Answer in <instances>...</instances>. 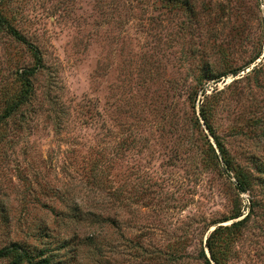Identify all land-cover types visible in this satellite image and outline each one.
I'll return each instance as SVG.
<instances>
[{
	"label": "rangeland",
	"instance_id": "374dc122",
	"mask_svg": "<svg viewBox=\"0 0 264 264\" xmlns=\"http://www.w3.org/2000/svg\"><path fill=\"white\" fill-rule=\"evenodd\" d=\"M0 11L25 38L0 28V115L36 63L30 45L43 59L29 101L0 125V250L206 264L209 233L251 209L219 250L226 264H264V0H0ZM202 107L248 190L209 149Z\"/></svg>",
	"mask_w": 264,
	"mask_h": 264
},
{
	"label": "trees",
	"instance_id": "16d2710c",
	"mask_svg": "<svg viewBox=\"0 0 264 264\" xmlns=\"http://www.w3.org/2000/svg\"><path fill=\"white\" fill-rule=\"evenodd\" d=\"M2 25L3 26L5 25L6 28H8V31L11 34H13L15 38L22 40V41L25 39L22 37L21 34H19V32L13 26L6 23V20L0 11V28L2 27ZM263 42H264V39H263ZM30 47L35 57L36 63L32 68L27 67V68L22 69V71L20 72L18 71L17 73L18 80L22 84L21 90L18 94L11 97L10 99L11 101L5 107L3 113L0 115V125H2L3 123H6L7 119L10 118L14 113H16L23 105H25L29 101L31 95L33 94L34 87H33L30 77L32 75H35L38 69L42 67L43 59H42V55L40 54L39 48L33 45H30ZM262 50H263V47L261 48L260 52L255 56V58L251 61V63L262 55ZM249 64L250 63L246 64L242 68H234L230 72H224V74L219 75L217 79H220L222 75H225L227 73H232L233 75L236 76L238 75L240 71L247 68ZM262 65H264V63ZM201 117L204 120V123L206 124V129L208 130L209 134L213 137L214 142L216 144V146H214V144L211 141L208 142L209 149L211 150L214 158L218 160L219 157H221V159L225 163L224 164L225 168L229 171L230 170L235 171L237 182H238L240 189L242 191L248 190L250 186L249 174L246 173L244 170H242L239 166H236L233 160L229 157L228 151L224 143L222 142V139L220 138V136L217 134L216 130L214 129V126L209 121L208 116L204 110V107L201 108ZM197 122L200 123L199 119H197ZM242 215H243V212L242 210L239 209L233 215H231L230 217L222 221H227L229 219H235ZM250 215H251V209L241 219L234 220L230 224L218 225L209 233L206 239V246H207V249L210 255H207L204 249L201 252L206 264H226L224 258H222L220 254L223 252H220L219 250V246H220L219 240L223 237V234L225 231L229 232V234L230 232L237 231V229H239L244 223H246V221L250 218ZM12 252L14 253L12 264H21L22 262H25V261H27L30 264H45L49 262V260H47L46 258H43L38 261L34 260L33 256L28 254L26 251L19 249L17 246H14L12 248L6 247V248L1 249L0 256H7Z\"/></svg>",
	"mask_w": 264,
	"mask_h": 264
}]
</instances>
